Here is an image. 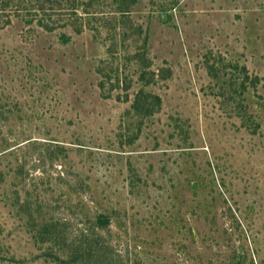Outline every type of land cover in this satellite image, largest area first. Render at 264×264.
<instances>
[{
	"label": "rangeland",
	"instance_id": "374dc122",
	"mask_svg": "<svg viewBox=\"0 0 264 264\" xmlns=\"http://www.w3.org/2000/svg\"><path fill=\"white\" fill-rule=\"evenodd\" d=\"M0 264H264V0H0Z\"/></svg>",
	"mask_w": 264,
	"mask_h": 264
}]
</instances>
